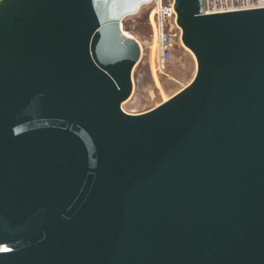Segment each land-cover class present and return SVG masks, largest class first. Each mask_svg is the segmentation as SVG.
<instances>
[{
	"label": "water",
	"instance_id": "1",
	"mask_svg": "<svg viewBox=\"0 0 264 264\" xmlns=\"http://www.w3.org/2000/svg\"><path fill=\"white\" fill-rule=\"evenodd\" d=\"M149 0H0V264H264V8L173 0L191 80L126 112Z\"/></svg>",
	"mask_w": 264,
	"mask_h": 264
},
{
	"label": "rangeland",
	"instance_id": "2",
	"mask_svg": "<svg viewBox=\"0 0 264 264\" xmlns=\"http://www.w3.org/2000/svg\"><path fill=\"white\" fill-rule=\"evenodd\" d=\"M152 3L140 5L131 15L124 16L120 25L139 42V59L131 72L132 89L121 108L134 113L149 109L178 91L193 77L194 57L180 41L175 45L171 61L163 72L155 68L156 41L151 29Z\"/></svg>",
	"mask_w": 264,
	"mask_h": 264
},
{
	"label": "built area",
	"instance_id": "3",
	"mask_svg": "<svg viewBox=\"0 0 264 264\" xmlns=\"http://www.w3.org/2000/svg\"><path fill=\"white\" fill-rule=\"evenodd\" d=\"M152 3L151 29L156 39L157 57L155 68L163 72L171 61L173 49L180 42V28L175 22L176 14L173 0H149ZM202 13L221 14L264 8V0H202Z\"/></svg>",
	"mask_w": 264,
	"mask_h": 264
},
{
	"label": "bare ground",
	"instance_id": "4",
	"mask_svg": "<svg viewBox=\"0 0 264 264\" xmlns=\"http://www.w3.org/2000/svg\"><path fill=\"white\" fill-rule=\"evenodd\" d=\"M120 27H121V25H120ZM121 32H122V35L124 36V37H127V38H130V39H132V37H130V35L126 32V31H124L123 29H122V27H121ZM155 41H156V39H155ZM138 45H139V42H138ZM156 51H157V49H156ZM192 54V53H191ZM157 55H158V53H157ZM193 55V54H192ZM122 107V106H121Z\"/></svg>",
	"mask_w": 264,
	"mask_h": 264
}]
</instances>
